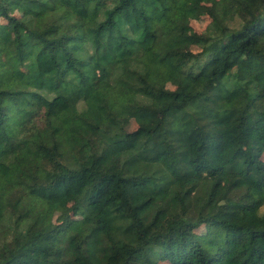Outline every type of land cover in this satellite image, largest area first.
<instances>
[{
    "label": "trees",
    "instance_id": "16d2710c",
    "mask_svg": "<svg viewBox=\"0 0 264 264\" xmlns=\"http://www.w3.org/2000/svg\"><path fill=\"white\" fill-rule=\"evenodd\" d=\"M0 20V264H264V0H0ZM73 195L85 216L54 224Z\"/></svg>",
    "mask_w": 264,
    "mask_h": 264
},
{
    "label": "rangeland",
    "instance_id": "374dc122",
    "mask_svg": "<svg viewBox=\"0 0 264 264\" xmlns=\"http://www.w3.org/2000/svg\"><path fill=\"white\" fill-rule=\"evenodd\" d=\"M90 0H73V5L75 7H81L86 10L87 5ZM178 0H170V3L172 5H175ZM17 13V12H15ZM5 22L3 20H0V27H4ZM190 25L199 33L205 32L209 26L211 25V19L210 17L205 14L201 13L196 18L192 19L190 21ZM5 28V27H4ZM64 30L60 31L58 35H62ZM180 85V81L176 78L169 77L166 81L167 88L171 90H175ZM119 120L121 122L122 127L126 132H133L137 129L138 125L136 123V120L134 119V111L133 109H129L122 114L119 115ZM38 125L42 126L41 120L37 122ZM264 212V208L262 209ZM85 216V210L81 206L80 203V196L73 195L69 196L61 201V209L57 212H55L52 215V222L54 224H60L63 221H65L67 218L72 219H81ZM200 232L206 233L207 227L206 225H202L200 228ZM161 264H168V263H161Z\"/></svg>",
    "mask_w": 264,
    "mask_h": 264
}]
</instances>
